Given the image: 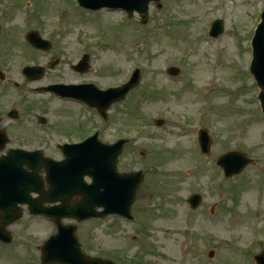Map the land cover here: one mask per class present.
<instances>
[{
	"label": "rangeland",
	"instance_id": "1",
	"mask_svg": "<svg viewBox=\"0 0 264 264\" xmlns=\"http://www.w3.org/2000/svg\"><path fill=\"white\" fill-rule=\"evenodd\" d=\"M159 5L152 2L143 17L135 13L129 19L121 12H87L75 0H0V70L7 81L0 80V128L10 138L7 149L46 146L49 155L60 158L51 151L53 143L80 137H68L65 130H75L79 122L88 132L93 129L75 105L29 90L81 82L102 89L139 68L142 87L124 105L111 107L113 120L103 129V138H134L118 168L144 170L132 208L144 228L113 217L64 223L78 225L88 255L116 264H253L264 250V114L250 64L263 0H161ZM215 19L224 20L225 30L213 39L208 35ZM34 30L50 40V50L43 53L27 44L26 35ZM85 53L91 68L78 73L71 66ZM27 64L45 67V75L28 82L19 70ZM170 67L180 69L176 78L167 74ZM9 106L18 109L17 122L5 116ZM234 115L240 118L235 123ZM39 117L49 120L50 132L38 125ZM160 119L162 127L155 124ZM98 125L102 127L100 119ZM139 125L148 132L138 130ZM201 128L213 138L209 156L195 145ZM48 133L54 138L46 141ZM229 151L255 161L238 177L225 179L214 165ZM155 190L157 198L149 199ZM193 194L203 198L194 212L187 203ZM163 199L172 205L162 204ZM23 210V218L6 229L13 240L6 248L0 246V264H42L40 247L51 228ZM173 226L192 232L186 237L171 233Z\"/></svg>",
	"mask_w": 264,
	"mask_h": 264
},
{
	"label": "water",
	"instance_id": "2",
	"mask_svg": "<svg viewBox=\"0 0 264 264\" xmlns=\"http://www.w3.org/2000/svg\"><path fill=\"white\" fill-rule=\"evenodd\" d=\"M80 5L89 9H100L102 7L123 8L133 14L134 11L140 14L148 12V5L151 1L160 0H78ZM223 32V22L217 20L212 28L211 35L219 36ZM30 42L41 49H49L50 44L43 41L38 33L32 32L28 35ZM254 46V60L251 67V72L255 76L258 86L261 89L259 99L261 101L264 112V13L263 21L258 27L256 36L253 42ZM89 57L85 56L79 65L74 67L79 72H87L89 70ZM27 69L26 73L34 77L39 74L38 79L43 69H35L31 72ZM37 72V73H36ZM168 72L174 76L180 73L179 69L171 68ZM36 75V76H35ZM138 72L134 75L131 82L122 89H113L107 92H100L96 90L93 85L88 86H54L50 87L60 95L74 96L86 101L91 106L98 107L100 113L105 115L106 110L116 101L122 100L128 91L138 84ZM16 118V114H13ZM4 134L0 133V142L5 141ZM91 141V140H90ZM89 141V142H90ZM88 142V143H89ZM200 142L202 151L206 154L210 152L211 140L206 131L200 132ZM123 141L114 146H105L99 143L98 148H91L85 145V151L77 157L76 160H66L64 163H55L51 160H45L38 154H34L27 160L29 168L36 174L39 169L45 167L47 173L52 177H57L56 185L52 183L53 194L51 199L46 197L39 201H32L30 193L35 192L42 195L40 180L36 175L27 173L21 165L12 164L15 159V154H11L9 158L0 159V209L2 210V217L0 221V238L6 242L11 240V237L6 233L5 228L15 221L19 220L23 213L19 204L29 205V210L33 215H44L52 217L57 220L59 224V232L57 236L51 238L48 243L42 248V262L43 264H113L110 261H103L100 259H91L84 255L81 251L80 245L76 240V227H63L60 223L62 218H77L79 221L91 217H102L112 213L122 215H129L130 207L134 201L137 189L142 181L140 174L119 176L116 172V163L119 154L122 150ZM94 151L91 154V151ZM90 153V155H86ZM27 155L26 153H22ZM93 155V156H92ZM37 156V157H35ZM14 161V160H13ZM37 162V164H36ZM39 163V164H38ZM252 163V160L247 158L240 152H230L222 156L218 160V165L224 170L225 176L231 178L239 175L244 169ZM89 175L93 179L92 185H85L83 178ZM74 176L73 190L68 189L64 185ZM66 177V179H65ZM71 177V178H70ZM70 178V179H69ZM69 179V180H68ZM68 180V181H67ZM72 191V193H71ZM83 193L88 195V198H96L97 204L89 205L86 201L88 198L79 202L73 208H69L66 199L73 194ZM97 193V194H96ZM58 200L63 201V205L55 207H43V202L54 203ZM201 198L195 196L190 200L193 207H197ZM95 207H102L104 211L94 212ZM258 264H264V253L257 258Z\"/></svg>",
	"mask_w": 264,
	"mask_h": 264
},
{
	"label": "flooded vegetation",
	"instance_id": "3",
	"mask_svg": "<svg viewBox=\"0 0 264 264\" xmlns=\"http://www.w3.org/2000/svg\"><path fill=\"white\" fill-rule=\"evenodd\" d=\"M48 126V125H47ZM72 128H74L73 126H72ZM49 130H51V127L50 128H48ZM68 129V128H67ZM69 129H71V128H69ZM66 133H68V134H73L74 136H76V135H79L80 137H79V139H76V140H71V139H67V141L66 142H68V143H72V142H82L83 140H85L86 138H88L93 132H88V127H85V128H83V127H79V128H75V130H73V129H71L70 131L68 130H65V134ZM67 135V134H66ZM70 137V136H69ZM16 148V147H15ZM57 148H59L58 146H57ZM4 154V153H3ZM3 154H1V155H3ZM45 189L47 190L48 189V186H47V184L45 185ZM76 201H77V199L75 198V199H73L72 200V202H71V204L73 205V204H75L76 203Z\"/></svg>",
	"mask_w": 264,
	"mask_h": 264
},
{
	"label": "bare ground",
	"instance_id": "4",
	"mask_svg": "<svg viewBox=\"0 0 264 264\" xmlns=\"http://www.w3.org/2000/svg\"><path fill=\"white\" fill-rule=\"evenodd\" d=\"M242 1V0H241Z\"/></svg>",
	"mask_w": 264,
	"mask_h": 264
}]
</instances>
